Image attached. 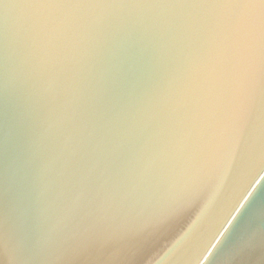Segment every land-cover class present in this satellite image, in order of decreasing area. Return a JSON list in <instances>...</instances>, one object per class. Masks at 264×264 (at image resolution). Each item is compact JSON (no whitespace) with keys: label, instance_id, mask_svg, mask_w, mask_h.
Listing matches in <instances>:
<instances>
[{"label":"water","instance_id":"95a60500","mask_svg":"<svg viewBox=\"0 0 264 264\" xmlns=\"http://www.w3.org/2000/svg\"><path fill=\"white\" fill-rule=\"evenodd\" d=\"M0 264H264V0H0Z\"/></svg>","mask_w":264,"mask_h":264}]
</instances>
